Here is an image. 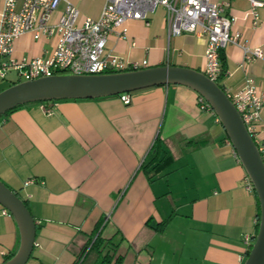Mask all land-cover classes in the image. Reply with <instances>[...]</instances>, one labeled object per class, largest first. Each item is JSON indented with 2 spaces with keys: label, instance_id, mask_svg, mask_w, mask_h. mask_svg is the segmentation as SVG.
<instances>
[{
  "label": "crops",
  "instance_id": "0c3cea01",
  "mask_svg": "<svg viewBox=\"0 0 264 264\" xmlns=\"http://www.w3.org/2000/svg\"><path fill=\"white\" fill-rule=\"evenodd\" d=\"M4 0H0V7ZM81 18L97 19L105 0H68ZM228 2L236 29L264 53V8L252 28L246 0ZM60 4L53 14L63 13ZM125 24L127 39L111 35L107 51L127 63L204 71L206 39L169 35L165 10ZM55 38L30 34L13 44L20 61L46 58ZM218 85L227 95L253 80L264 95V58L246 61L228 45ZM10 72L0 92L17 82ZM180 85L93 100L22 106L0 118V181L27 205L36 233L26 264H77L97 235L110 240L121 264H243L247 237L256 235L258 200L214 113ZM252 138L264 145V108ZM29 179L35 183L23 187ZM19 246L13 217L0 206V264ZM96 264H100L97 262Z\"/></svg>",
  "mask_w": 264,
  "mask_h": 264
},
{
  "label": "built area",
  "instance_id": "2783aa9c",
  "mask_svg": "<svg viewBox=\"0 0 264 264\" xmlns=\"http://www.w3.org/2000/svg\"><path fill=\"white\" fill-rule=\"evenodd\" d=\"M246 1L249 9L243 13V19H249L252 28H256L260 24L259 11L264 8V0ZM62 3L63 13L56 21H52L53 14ZM157 8L165 10L169 35L194 34L206 39L203 73L217 85L222 76L219 55L228 45L239 47L246 61L264 58L261 49L250 48L242 40L241 33L236 29L238 17L228 13L230 8L228 2L105 0L99 17L92 19L81 18L79 10L68 0H4L0 7V79L4 80L10 72H15L17 82H20L59 75L61 72L71 75H100L139 70L146 66V61L124 62L107 51V41L111 35L118 40H126L125 24L128 21H142L148 26V17ZM27 34L34 40L55 38L52 53L46 58L35 57L20 61L14 59L12 55L14 42ZM227 96L252 136L256 124L260 122L264 95L256 88L253 80L248 79L241 90ZM119 97L123 104L130 103V94H121ZM197 102L201 110L214 113L200 95ZM50 103L40 104L44 113H49ZM225 143L231 145L228 138ZM257 148L264 159V145ZM234 155L237 156L235 151ZM33 183L35 180L29 179L24 182L23 187ZM245 188L254 191L247 176ZM4 213L7 211L4 210ZM254 237L245 239L249 250Z\"/></svg>",
  "mask_w": 264,
  "mask_h": 264
},
{
  "label": "water",
  "instance_id": "95a60500",
  "mask_svg": "<svg viewBox=\"0 0 264 264\" xmlns=\"http://www.w3.org/2000/svg\"><path fill=\"white\" fill-rule=\"evenodd\" d=\"M180 85L203 97L217 116L249 178L258 200L259 222L243 264H264V159L240 114L224 90L204 73L162 66L100 75H53L14 84L0 92V117L28 104L63 100H93L135 93L153 87ZM0 206L14 219L19 232L16 253L2 264H26L36 227L26 203L0 181Z\"/></svg>",
  "mask_w": 264,
  "mask_h": 264
},
{
  "label": "trees",
  "instance_id": "16d2710c",
  "mask_svg": "<svg viewBox=\"0 0 264 264\" xmlns=\"http://www.w3.org/2000/svg\"><path fill=\"white\" fill-rule=\"evenodd\" d=\"M219 58H220L221 66H222V76H223L224 66H225V57H224V54L222 51L220 52ZM63 73H67V72H61L59 74L63 75ZM111 73H120V72H108L107 74H111ZM17 83H19V82H17ZM17 83H15V84H17ZM128 94H131V93H128ZM36 104H41V103H36ZM19 108H21V107H16V108L6 112L0 118L13 113L14 111L18 110ZM258 222H259V208H258V213L256 216V226H255L256 232H257V228H258ZM110 244H111L110 240H103L100 238L99 235H97L95 237L94 241L92 242V244L90 245L89 249L86 251V253L82 257V259L79 260L77 264H96L97 262H100V264H121V258L115 255V250H107V247ZM248 253H249V251H248ZM248 253L246 254V257L248 255ZM9 259L10 258L6 259V261Z\"/></svg>",
  "mask_w": 264,
  "mask_h": 264
},
{
  "label": "rangeland",
  "instance_id": "374dc122",
  "mask_svg": "<svg viewBox=\"0 0 264 264\" xmlns=\"http://www.w3.org/2000/svg\"><path fill=\"white\" fill-rule=\"evenodd\" d=\"M69 73H63V75H68ZM59 75H62V74H59ZM24 80L20 81V82H23ZM2 81H0L1 83Z\"/></svg>",
  "mask_w": 264,
  "mask_h": 264
}]
</instances>
